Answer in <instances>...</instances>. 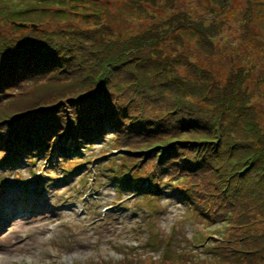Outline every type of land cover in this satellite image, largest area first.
<instances>
[{
    "label": "rangeland",
    "instance_id": "obj_1",
    "mask_svg": "<svg viewBox=\"0 0 264 264\" xmlns=\"http://www.w3.org/2000/svg\"><path fill=\"white\" fill-rule=\"evenodd\" d=\"M38 1L14 3V7L45 10L40 14L41 19L36 20L40 23L36 32L46 30L51 48L60 57L59 64L53 73L40 80L17 82L0 90V132L5 133L8 128V123L1 121L5 113H12L10 118H18L38 105L47 108L45 103L53 106L76 99L80 92L94 88V83L100 79L102 84L122 90L106 89L111 103L108 110L117 114L116 118L124 127L129 125L126 121L131 124L136 120L137 123L124 133L104 126V134L97 141L78 144L68 139L62 146L67 151L66 158L59 154L56 137L55 146L33 163L29 162L27 154L17 160L12 158L6 167L0 168V264H159L165 262L166 251L168 258L171 257L168 251H174L172 258H177L176 253L183 254L180 261L187 264H213L211 249L226 240L231 229L222 222V215L219 220H211L196 214L200 209L199 199L207 198L202 194L196 196V190H204L206 186L203 182L206 174L187 177L188 181L177 180L180 173L171 162L182 155L178 150L164 165L157 167L163 152L157 150L153 156L141 152L144 150L142 142L153 134L140 131L137 124L140 117L147 114L162 117L171 111V117L176 120L185 116L191 118L190 123L195 124L190 128L191 137L212 138L216 143L227 144L226 139L241 135L243 141L252 143L247 129L233 122H239L243 116L250 123L260 120L263 133L258 140L263 146L264 41L263 53L252 61H248L253 57L251 50L239 41L246 30L245 23L252 33L264 32V11L258 21L254 7L264 0H248V3L231 0L232 3H228L231 8L218 3L217 10L208 4L217 3L214 0H150L144 15L137 12L146 3H138V0H112L113 3L80 0L82 6H73L72 12L56 13L59 14L57 20L51 17V11L62 10L71 1ZM232 11L238 12V19L218 23L216 33L202 31L200 23L204 28L211 25L209 20L202 22L203 18L217 21L221 12ZM1 17L0 49L5 41L18 37V33L10 29L14 26L12 22ZM261 20L259 28L256 21ZM185 24H192L199 32L191 37L190 27ZM200 33L212 39V48L205 49L199 43ZM127 40L132 41L130 47L133 48L127 59L146 56L154 62L148 63L156 67L154 73L143 78L149 91L127 88L125 71L128 67L118 64L121 57H117L128 48L123 46ZM141 45L142 48L136 50ZM110 57L114 58L112 62L117 70L108 75L105 62ZM252 63L256 64L254 68L250 66ZM113 65L109 66V71ZM104 73L107 77L103 79ZM208 77V84H202ZM183 79L192 80V85L181 84ZM175 88L182 89L183 93ZM175 94L182 95V100H175ZM73 111L74 108L68 110L67 117H72ZM230 113L235 116L233 123L225 121ZM219 135L221 138L217 141ZM225 152L228 153L227 146ZM3 153L0 148V157ZM210 155L205 157L210 159ZM88 157L89 160H83ZM120 158L141 160L142 168H154L175 178L151 193L145 190L149 185L147 181L136 189L137 181L130 180L129 188L121 190L111 179L117 174ZM80 163H84L80 169L69 172ZM241 170L242 166L231 168L233 174ZM166 179L163 177V181ZM195 182L203 186L192 187ZM176 184L195 191V197L192 199L189 195V201L181 204V197L173 193V189L179 188L172 189ZM210 196L216 202L217 212L221 213L214 190ZM39 197H44L45 202L37 203ZM18 213H21L19 218ZM87 218L89 222L85 221ZM86 237L88 245L83 243ZM150 243L152 248L148 247Z\"/></svg>",
    "mask_w": 264,
    "mask_h": 264
},
{
    "label": "trees",
    "instance_id": "obj_2",
    "mask_svg": "<svg viewBox=\"0 0 264 264\" xmlns=\"http://www.w3.org/2000/svg\"><path fill=\"white\" fill-rule=\"evenodd\" d=\"M46 1L52 3L59 2V0ZM69 1H71V4L60 11L46 9L51 11V17L57 20L59 14L56 13L68 14L72 12L71 8L73 6H82V3L79 2L80 0ZM113 1L105 0L103 3H113ZM149 1L138 0V3H146L137 12L139 15L147 13L145 6L150 4L147 3ZM214 1L217 3H208L211 9H219L218 3L231 8L228 4L232 3L231 0H223V3H221V0ZM38 2V0H0L1 18L7 22H12L14 26L10 27V29L14 33H18L17 38L5 41L0 49V90L17 82L20 84L40 80L53 73L59 64L60 57L51 48L46 30L36 32L40 26V23H36V20L41 19L40 14H43L45 10L38 11V7L29 9L18 8L17 10L14 7V3L27 4ZM62 3L67 2L63 0ZM254 7L256 19L258 20L259 14H263L264 3H255ZM238 15V12L234 13V11L232 13L221 12L217 21L215 18L202 19V22L205 20L211 22L209 28H204L202 23H200V26L204 33L211 30L216 33L219 29L218 23L232 22V20L238 19ZM262 23L263 20L260 23L256 21V26L261 28ZM31 25H35L36 28L33 29ZM185 26L190 27L191 37L199 32L198 29L192 28V24H185ZM244 28L246 30H244L242 37L240 36L239 44L243 43L244 46H247L251 50L253 57L247 59H249L248 61H252L256 59V56H260L263 53L264 47L262 41H264V32L259 34L252 33L247 23H245ZM204 33L199 34V43L205 49L212 48V39L206 38ZM131 43L132 41L130 40L124 41L123 46L128 48L117 55V57H121L118 64H125L128 67L127 71H125V83L128 84L127 88L129 89L139 87L142 91H149L148 85L143 78L154 73L156 67H150L152 64L149 66L148 63L154 62L147 59L146 56H143V58L127 59L130 51H133V48L130 47ZM252 43L256 44L253 45ZM140 48H142V45L137 47L136 50L139 51ZM113 60L114 58L110 57L105 62V72L108 75L113 70H117V67L113 65ZM111 65H113V68L109 71V66ZM250 66L254 68L256 64L252 63ZM106 73H104L103 79L107 77ZM195 76H197V72H195ZM209 80L210 77L203 79L202 84L207 85ZM192 83V80L183 79L181 84H187L190 87ZM261 83H264V78H262ZM101 84L100 79L94 83V88L80 92L76 99L61 101L53 106L45 103L48 106L47 108L38 105L34 110L22 113L18 118H10L13 116L12 113L2 115L1 121L8 123V128L5 129V133L0 132V148L5 153H3L0 159L9 160L12 156L18 158L22 153H27L31 157H41L45 151L52 149V140L55 137L61 139L59 141L60 154L66 158L67 151L62 146L67 138H71L74 143L81 144L83 142L99 140L100 135L104 134V126H109L113 130L123 133L124 131H129L130 127H135L136 124L133 123H137L136 120H133L131 124L126 121L129 125L128 127H124L119 119L116 118L117 114L114 111L108 110L111 107V103L106 89L111 87L117 88L119 91L122 90L110 84ZM176 90L180 94L183 93L180 88ZM182 98V95L175 94V100L181 101ZM170 101L173 100L170 99ZM105 106H107V109H104ZM73 108V116L67 117V114H69L68 110ZM171 114L172 112L170 111L167 113V116H154L151 113V115L147 114L140 117L142 119L137 124L139 125L138 129L148 135L153 134L152 138L142 142L141 145L144 147V150H141V152L147 156H153L157 150L162 151L163 154L157 165V167H160L164 165V161L170 155H176L175 151L178 150L182 155H178L176 161L171 162L176 171L180 173L177 180L188 181L187 177L191 179L194 177L193 175L201 172H204L209 177L207 178L205 175L203 182L206 186H204V190L200 188L196 190L197 197L198 194L207 197L199 199L200 209L196 210V214L201 217L207 216L211 220H219L220 215H222V222H225L226 226L231 229L229 237L226 240L220 241L219 244L215 245L216 247L211 249L212 256L210 258H212L213 264H264V145L262 146L261 140H258L262 132L260 120L257 123H250L243 116L239 122L234 120L233 122L236 123L237 127L243 126L247 129V134L251 137L252 143L243 141L241 135H238L237 138L226 139V144L221 141L216 143L212 138L198 139L191 137L189 135L191 133L190 128L195 126V124L192 125L190 123L191 118L185 116L176 120V117H171ZM234 117L233 113H230L225 121L233 123L231 120ZM184 130L187 131L181 133ZM220 138L221 135L216 140L218 141ZM226 146L228 153L225 152ZM124 151L136 153L134 150L125 149ZM207 154H211L210 159L205 157ZM89 159L86 158L85 160ZM75 160L77 161L78 158ZM119 160L120 164L117 174L114 177L111 176V179L117 182L121 190L129 188L130 180L137 181L134 184L136 189L142 187L144 181H147L149 185L145 190L151 193V191L162 189L165 182H172L173 178H175L163 175L154 168H142L140 164L141 160L127 158H120ZM1 162L2 160H0ZM106 164L108 165L109 163ZM79 165L77 164L74 167H78ZM237 166H242V170L239 173L233 174L231 168ZM131 169L132 171H130ZM186 173H190L192 176ZM163 177L167 178L166 181H163ZM196 185L203 186L199 182H195L191 186L195 187ZM177 187L179 188L175 191L173 188ZM172 189L173 193L181 197L183 204L189 201V195L192 199L195 197V191L185 188L183 185H172ZM212 190L215 191V197L219 200L221 213L217 212L216 202L210 196ZM189 192L191 193L189 194ZM168 252L171 254V257H166V251L163 256L165 262L159 264H187L180 261L184 256L183 254L176 253L177 258H172L174 251ZM208 253L210 251H207Z\"/></svg>",
    "mask_w": 264,
    "mask_h": 264
},
{
    "label": "bare ground",
    "instance_id": "obj_3",
    "mask_svg": "<svg viewBox=\"0 0 264 264\" xmlns=\"http://www.w3.org/2000/svg\"><path fill=\"white\" fill-rule=\"evenodd\" d=\"M102 204V203H101ZM97 205H99V204H97ZM103 205V204H102ZM86 222H89L90 221V219L89 218H87L86 220H85ZM88 236H90V235H88ZM89 238L88 237H86L84 240H83V243L85 244V245H88L89 244ZM105 241L107 242V241H109V239H105Z\"/></svg>",
    "mask_w": 264,
    "mask_h": 264
},
{
    "label": "water",
    "instance_id": "obj_4",
    "mask_svg": "<svg viewBox=\"0 0 264 264\" xmlns=\"http://www.w3.org/2000/svg\"><path fill=\"white\" fill-rule=\"evenodd\" d=\"M31 27L34 29V28H36V26L35 25H31Z\"/></svg>",
    "mask_w": 264,
    "mask_h": 264
},
{
    "label": "crops",
    "instance_id": "obj_5",
    "mask_svg": "<svg viewBox=\"0 0 264 264\" xmlns=\"http://www.w3.org/2000/svg\"><path fill=\"white\" fill-rule=\"evenodd\" d=\"M246 2L248 3V0H246Z\"/></svg>",
    "mask_w": 264,
    "mask_h": 264
}]
</instances>
